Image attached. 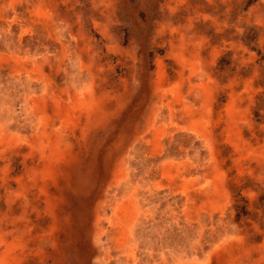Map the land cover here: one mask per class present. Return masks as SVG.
Listing matches in <instances>:
<instances>
[{
    "label": "rangeland",
    "instance_id": "rangeland-1",
    "mask_svg": "<svg viewBox=\"0 0 264 264\" xmlns=\"http://www.w3.org/2000/svg\"><path fill=\"white\" fill-rule=\"evenodd\" d=\"M180 254L264 264V0H0V264Z\"/></svg>",
    "mask_w": 264,
    "mask_h": 264
},
{
    "label": "bare ground",
    "instance_id": "bare-ground-1",
    "mask_svg": "<svg viewBox=\"0 0 264 264\" xmlns=\"http://www.w3.org/2000/svg\"><path fill=\"white\" fill-rule=\"evenodd\" d=\"M168 133V132H166ZM116 211V210H115ZM119 211V210H118ZM134 213V214H133ZM130 214V217L128 216V220L127 223L131 224L132 222L135 221V219L138 217V212H133ZM126 216V215H125ZM122 220V219H121ZM185 259V258H184ZM181 254L179 255V257L177 258V261L174 262V264H189L188 261H185ZM123 261V260H122ZM133 261H135V258H133Z\"/></svg>",
    "mask_w": 264,
    "mask_h": 264
}]
</instances>
